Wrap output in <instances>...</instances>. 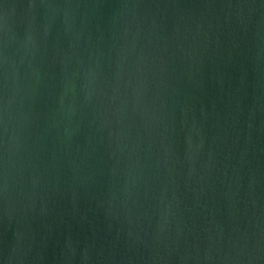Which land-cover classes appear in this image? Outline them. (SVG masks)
Listing matches in <instances>:
<instances>
[{
    "label": "water",
    "instance_id": "water-1",
    "mask_svg": "<svg viewBox=\"0 0 264 264\" xmlns=\"http://www.w3.org/2000/svg\"><path fill=\"white\" fill-rule=\"evenodd\" d=\"M0 264H264V0H0Z\"/></svg>",
    "mask_w": 264,
    "mask_h": 264
}]
</instances>
